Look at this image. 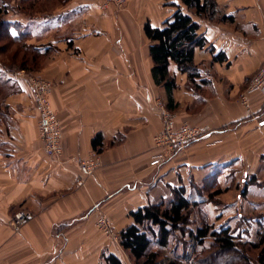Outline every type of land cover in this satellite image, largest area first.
Masks as SVG:
<instances>
[{
	"label": "crops",
	"instance_id": "0c3cea01",
	"mask_svg": "<svg viewBox=\"0 0 264 264\" xmlns=\"http://www.w3.org/2000/svg\"><path fill=\"white\" fill-rule=\"evenodd\" d=\"M170 1L130 0L129 15L103 9L101 0H68L31 22L38 40L55 50L41 74L54 83L50 100L62 124L63 153L58 158L46 154L40 113L22 80L0 113V264H104L105 252L127 264L120 242L98 228L101 214L119 234L133 222V210L169 202L173 188L195 183L193 175L201 168L211 175L229 165L244 168L248 176L251 159L242 140L264 138V126L238 98L264 62V4L252 0L218 4L215 18H201L208 39L196 51L205 80L201 94L186 74L177 73V123L207 124L220 131L222 141L210 135L170 154L160 166L149 165L160 151L154 143L163 128L157 104L166 106L168 99L153 80L144 24L162 26L175 9L164 5ZM222 15L230 20H221ZM219 53L227 59L214 60ZM194 101L201 103V115L194 113ZM250 101L252 111L264 118V93L251 94ZM97 134L102 136V165L77 186L80 162L95 150ZM210 138L226 147L214 149L223 153L209 154L214 146L202 148ZM232 145L237 147L232 150ZM190 151L195 156L186 157ZM259 151L262 168V145ZM19 210L31 216L15 230L11 222Z\"/></svg>",
	"mask_w": 264,
	"mask_h": 264
},
{
	"label": "trees",
	"instance_id": "16d2710c",
	"mask_svg": "<svg viewBox=\"0 0 264 264\" xmlns=\"http://www.w3.org/2000/svg\"><path fill=\"white\" fill-rule=\"evenodd\" d=\"M170 5L175 8L174 12L162 26H153L150 21H146L144 32L151 41L153 80L165 90L167 108L176 111L179 105L175 103L174 98V91L179 87L177 73L186 74L191 88L196 93H201V82L205 80L202 78L201 62L196 61V51L208 43L206 35L201 32V18H215L219 6L215 0H171ZM9 7L6 4L0 5L2 34L10 41H22L25 44L33 33L26 29L27 25L21 20L3 18L10 10ZM220 18L224 21L230 20V17L225 15ZM25 46L32 48L33 55L30 57L25 51L19 59V55L13 54L9 63L21 69L38 70L42 57L48 54L52 46ZM212 51L214 52L213 48ZM226 59L224 53L214 56V60ZM0 63V85L6 84L11 89L21 88L19 84L23 79L18 78L13 70L6 68L3 62ZM5 112L3 106H0V113ZM93 146L99 153L102 152L101 134L96 135ZM210 178L217 182L218 174H212ZM172 191L173 197L169 202L149 203L133 210L130 213L133 222L120 231V245L134 264H201L219 257L222 259L221 264H247L254 258L258 263L264 264V226L256 241L247 242H238L230 225L217 228L213 223L205 221L196 229L184 231L191 211L198 203L191 200L185 185L174 187ZM178 231L181 232L180 239L175 237ZM186 232H189L188 235ZM174 238H177L178 242H175L176 246L173 247V255H165ZM188 241L192 242L193 253L188 252L187 257L183 259V255L177 253L178 243L184 244ZM226 258L232 261L227 263ZM103 261L104 264H124L117 255L107 252L103 254Z\"/></svg>",
	"mask_w": 264,
	"mask_h": 264
},
{
	"label": "rangeland",
	"instance_id": "374dc122",
	"mask_svg": "<svg viewBox=\"0 0 264 264\" xmlns=\"http://www.w3.org/2000/svg\"><path fill=\"white\" fill-rule=\"evenodd\" d=\"M5 3H3V2ZM170 0H166L169 3ZM217 4H232L234 0H215ZM255 4H264V0H252ZM8 2V4H7ZM130 0H127V4L123 8H117L115 5L110 6L109 8L113 9L114 12L118 11L119 13L125 12V14L133 15L128 13ZM251 4L252 2L249 1ZM10 6V10L7 14L4 15L3 18L17 19L21 20L25 25L27 23L29 25L26 26L28 31H31L33 34L31 38L25 42V44L29 45H40L43 44L41 40H38L37 34H35L31 29V22L35 20L38 16L49 14L50 12H54L65 6L66 4H70L68 0H33V1H21V0H0V5ZM166 6L170 4H164ZM219 6V5H218ZM220 7V6H219ZM108 8V9H109ZM218 15V14H217ZM0 61L3 62L6 68L13 70L17 76V74L26 75L32 78H39L47 81H51V79L42 75V69L47 66L49 60L52 59L54 55V48L52 46L51 50L42 57L41 65L38 70H26L21 69L17 65H12L9 63L10 57L13 54L19 55V59L23 52L27 51L28 56H32V48L26 47L25 44L21 42H14L8 40L6 35L2 34V28H0ZM1 64V63H0ZM1 66V65H0ZM11 74V73H10ZM9 74V75H10ZM54 84V83H53ZM190 85V84H189ZM13 89V88H12ZM6 84L0 85V106L4 103L5 99L9 96V94L13 91ZM244 90V89H243ZM241 90L238 94V98L240 97ZM201 94V93H200ZM237 98V99H238ZM51 101V100H50ZM194 113L201 115V103L194 101ZM198 104V105H197ZM52 106V103H51ZM53 108V107H52ZM173 114L178 115V111H173ZM196 115V114H195ZM163 117V116H162ZM163 121V118H162ZM164 124V123H163ZM199 125V124H197ZM201 125V123H200ZM207 125V124H206ZM216 143L222 141L219 135L216 136ZM155 143V140H154ZM264 143V138H260L255 135L253 138L245 142L242 140L241 146L242 148H246L244 154L248 155L250 162L249 174L245 178L243 175L244 168L237 170V168H229V165L218 171V180L215 182L210 177L211 175H206V170L201 168V171L197 172L196 175H193L195 183H191L188 189V195L190 196L192 201H197L198 205H196L190 215V219L188 224H186L185 230L191 231L192 229H196L198 225H201L203 222L207 221L213 223L217 228L222 225H230L232 227V231L237 237L238 242H247V241H256L258 238V233L264 226V165L262 168H259L261 165V160L258 158L262 155L261 151H259V147ZM202 148H207L214 146L211 153L218 155L223 153L222 150L219 152H215L214 149L217 148H226L220 147L219 145L215 146L213 142V138H210V143L206 145L203 143ZM228 145V144H227ZM238 145V144H237ZM237 145L235 147H237ZM156 146V144H155ZM201 146V145H199ZM207 146V147H206ZM228 147V146H227ZM233 145L230 147L235 148ZM157 148V147H156ZM241 149V148H239ZM233 150V149H232ZM192 152V151H190ZM187 152V156H195V152ZM158 153V152H157ZM156 153V154H157ZM155 154V155H156ZM154 155V156H155ZM205 155V154H204ZM184 156V155H183ZM151 162V161H150ZM149 162V163H150ZM156 167V166H154ZM214 174V173H213ZM245 178V181L243 180ZM205 187V188H204ZM208 187V190L206 188ZM217 192V193H216ZM241 195V197L239 196ZM20 211V210H19ZM18 212V211H17ZM16 212V213H17ZM15 213V214H16ZM15 216V215H14ZM12 224V223H11ZM13 226V225H12ZM16 230V229H15ZM189 232H186L188 235ZM175 237H182L181 232L178 231ZM187 240H189L187 238ZM175 242L177 238H174L172 245L165 251V255L172 256L173 255V247L176 246ZM177 253L183 256V259L187 257V253H193L192 242L188 241L186 243H178ZM124 252V256L127 259V264H134V261L129 257L127 252L122 248ZM242 252H240L241 254ZM221 257L215 258L213 261L205 262L201 264H221ZM226 262H231L232 259L226 258ZM242 261V259H241ZM247 264H260L257 259H251L247 262Z\"/></svg>",
	"mask_w": 264,
	"mask_h": 264
},
{
	"label": "built area",
	"instance_id": "2783aa9c",
	"mask_svg": "<svg viewBox=\"0 0 264 264\" xmlns=\"http://www.w3.org/2000/svg\"><path fill=\"white\" fill-rule=\"evenodd\" d=\"M126 4L127 0H101V7L103 9H107L113 5L120 9L125 7ZM17 77L25 80L31 91L35 106L39 110L38 130L46 154L57 158L60 157L63 153V129L57 112L51 106L50 93L53 89V82L26 75L22 76L21 74H17ZM256 92L264 93V62L252 75L239 97L241 104L246 107L258 125L264 126V118L261 112L252 111L250 95ZM157 105L162 111L164 124L161 131L154 137L156 147L160 151L152 158L149 163L150 166H160L170 154L183 150L195 141L202 140L210 135H218L220 132L219 130L209 128L208 125H193L187 122L177 123L176 115L173 114V111L161 103ZM101 165L102 159L100 153L97 150L91 151L80 162L81 175L76 182L77 186L84 185L86 178L94 174L96 169ZM30 216L29 212L20 210L15 214L11 223L16 230H19ZM96 224L106 236L116 242H120V235L114 230L111 220L106 215L101 214Z\"/></svg>",
	"mask_w": 264,
	"mask_h": 264
}]
</instances>
